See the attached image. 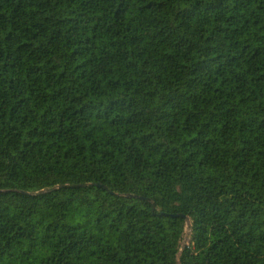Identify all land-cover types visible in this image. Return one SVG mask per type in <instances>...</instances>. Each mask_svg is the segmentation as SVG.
<instances>
[{
	"label": "trees",
	"instance_id": "16d2710c",
	"mask_svg": "<svg viewBox=\"0 0 264 264\" xmlns=\"http://www.w3.org/2000/svg\"><path fill=\"white\" fill-rule=\"evenodd\" d=\"M0 264H264V0H0Z\"/></svg>",
	"mask_w": 264,
	"mask_h": 264
},
{
	"label": "water",
	"instance_id": "95a60500",
	"mask_svg": "<svg viewBox=\"0 0 264 264\" xmlns=\"http://www.w3.org/2000/svg\"><path fill=\"white\" fill-rule=\"evenodd\" d=\"M44 191H40L39 193H43ZM180 217H182L183 219H185L186 223H187V228H188V231L190 233V229H191V224H190V220L187 216H183V215H178Z\"/></svg>",
	"mask_w": 264,
	"mask_h": 264
},
{
	"label": "rangeland",
	"instance_id": "374dc122",
	"mask_svg": "<svg viewBox=\"0 0 264 264\" xmlns=\"http://www.w3.org/2000/svg\"><path fill=\"white\" fill-rule=\"evenodd\" d=\"M188 240H189V231H188V228H186V229H185V236H184V240H183V242H182V245H183V246L186 245L187 242H188Z\"/></svg>",
	"mask_w": 264,
	"mask_h": 264
}]
</instances>
